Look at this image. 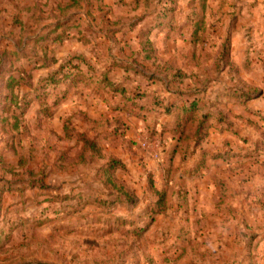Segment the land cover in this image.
<instances>
[{
  "label": "rangeland",
  "instance_id": "obj_1",
  "mask_svg": "<svg viewBox=\"0 0 264 264\" xmlns=\"http://www.w3.org/2000/svg\"><path fill=\"white\" fill-rule=\"evenodd\" d=\"M0 229V264H264V0H0Z\"/></svg>",
  "mask_w": 264,
  "mask_h": 264
},
{
  "label": "trees",
  "instance_id": "obj_2",
  "mask_svg": "<svg viewBox=\"0 0 264 264\" xmlns=\"http://www.w3.org/2000/svg\"><path fill=\"white\" fill-rule=\"evenodd\" d=\"M103 81H107L105 87H108L111 90L116 88V90H119L125 95L126 90L123 87L122 88L120 87L119 89H117V86L115 85V83L107 79L106 76H104ZM128 100H130V98H128ZM132 103L135 104L136 102L133 100ZM170 109L171 107L167 108L166 111L170 112ZM200 110H201L200 101L197 99L191 101L189 104H185L183 107L180 108V111H183L185 114H190L189 116L190 121H194L195 119L198 118L197 112H200ZM210 115H211L210 113H207V114L204 113L203 118L208 119ZM87 121L92 124L95 123V121H92V120H87ZM184 131L182 129V134L180 138H178V142L180 144H182V142L188 139V135L184 136ZM201 131H202V122H200L199 125L197 126L195 135L198 134L200 137L203 136L201 134ZM67 136L70 137L69 132H67ZM83 138H87V136L83 135ZM83 141H84V145L79 150V153L77 152L79 161L77 160L75 163H72L71 165L73 166L76 163L82 164V165L87 164L91 162L94 158H97V160H100L101 162L99 164V167L96 173L98 176V179L104 182V184L108 186L110 189H118L119 191H121L122 195L128 196L127 193L124 191V189H122V187L118 185L117 181L115 180L114 173H113L117 169L118 165H120V162H118L115 158H109L111 160L108 161L106 159L107 156L105 157V155H102L101 148L99 147V145L97 144L95 140L91 141L87 138L86 140H83ZM64 157H66L67 159H70V156L67 153L64 154ZM155 191L158 192V190L156 189ZM2 231L3 230L0 229V234L2 233Z\"/></svg>",
  "mask_w": 264,
  "mask_h": 264
}]
</instances>
